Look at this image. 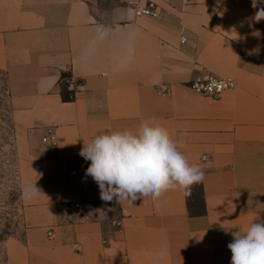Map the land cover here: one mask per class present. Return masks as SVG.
<instances>
[{"label": "crops", "instance_id": "0c3cea01", "mask_svg": "<svg viewBox=\"0 0 264 264\" xmlns=\"http://www.w3.org/2000/svg\"><path fill=\"white\" fill-rule=\"evenodd\" d=\"M153 1L159 20L99 0H0V73L26 225L7 243V264H230L232 233L264 219V20L253 19L264 0L256 9L252 0ZM63 74L72 75L73 102L61 97ZM207 75L237 87L218 98L187 88ZM163 84L171 96L156 92ZM143 120L182 139L179 150L203 169L204 204L190 202L203 213H191L192 187L169 190L159 207L151 197L100 199L80 150ZM50 127L55 149L41 143ZM34 184L41 194L29 198ZM162 245L168 255L157 259Z\"/></svg>", "mask_w": 264, "mask_h": 264}, {"label": "clouds", "instance_id": "9594fccd", "mask_svg": "<svg viewBox=\"0 0 264 264\" xmlns=\"http://www.w3.org/2000/svg\"><path fill=\"white\" fill-rule=\"evenodd\" d=\"M259 2L252 0L251 6L256 9ZM253 19L257 23L264 20V7L255 12ZM183 144L182 139L173 140L163 126L143 120L135 131L104 130L84 143L79 155L91 161L85 175L98 184L102 201L133 205L138 199L151 197L159 207L160 199L169 190L187 194L204 180L203 169L191 165L179 150ZM39 194L35 184L25 189L29 198ZM232 235L228 244L230 264H264V219L257 216L245 232L238 230ZM167 255L166 245L154 253L157 259Z\"/></svg>", "mask_w": 264, "mask_h": 264}, {"label": "rangeland", "instance_id": "374dc122", "mask_svg": "<svg viewBox=\"0 0 264 264\" xmlns=\"http://www.w3.org/2000/svg\"><path fill=\"white\" fill-rule=\"evenodd\" d=\"M135 0H99L102 9H134ZM7 78L0 73V264H7V243L26 230L21 202L16 130L10 119ZM196 191L198 184H195Z\"/></svg>", "mask_w": 264, "mask_h": 264}, {"label": "built area", "instance_id": "2783aa9c", "mask_svg": "<svg viewBox=\"0 0 264 264\" xmlns=\"http://www.w3.org/2000/svg\"><path fill=\"white\" fill-rule=\"evenodd\" d=\"M133 10L137 18L159 20L163 17V12L161 8L153 0H146L144 4H141L139 0L137 3H134ZM181 42L185 43L186 39L183 37ZM71 83L72 84L74 83L73 79L71 80ZM236 87H237V83L234 79L222 78L215 75H207L202 78L195 79L187 85V88L192 92L198 95H203L213 98H218L224 93L234 90ZM156 92L159 95L165 97H169L172 95L171 88L164 84L157 86ZM41 143L50 149H55L58 147L59 142L55 127H50L45 131L44 135L41 138ZM73 207L79 209L80 205L74 204ZM111 225L114 228V231L117 232L123 228V221L115 220L111 222ZM108 243L109 240L105 238L103 240V244L108 245Z\"/></svg>", "mask_w": 264, "mask_h": 264}, {"label": "trees", "instance_id": "16d2710c", "mask_svg": "<svg viewBox=\"0 0 264 264\" xmlns=\"http://www.w3.org/2000/svg\"><path fill=\"white\" fill-rule=\"evenodd\" d=\"M72 75L71 74H63L62 78L59 82V86H60V90H61V97L63 99L64 102L69 103V102H73L76 99V92L74 90H69L70 86H71V80H72ZM80 84V82H79ZM193 194L189 195V208L191 210V213H196V212H200L203 210H199L198 206L196 207V212H194L193 209V205L190 204L191 201H193L195 203V205H198V203H200L201 205L204 204L203 201V186L202 183L198 184V190L196 191V186L193 185ZM199 210V211H198Z\"/></svg>", "mask_w": 264, "mask_h": 264}]
</instances>
